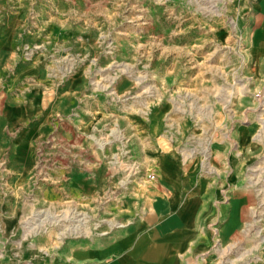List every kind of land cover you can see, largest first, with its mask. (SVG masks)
Listing matches in <instances>:
<instances>
[{
    "label": "rangeland",
    "instance_id": "rangeland-1",
    "mask_svg": "<svg viewBox=\"0 0 264 264\" xmlns=\"http://www.w3.org/2000/svg\"><path fill=\"white\" fill-rule=\"evenodd\" d=\"M3 28L0 260L122 227L163 168L211 199L189 264H264V0H0Z\"/></svg>",
    "mask_w": 264,
    "mask_h": 264
},
{
    "label": "crops",
    "instance_id": "crops-1",
    "mask_svg": "<svg viewBox=\"0 0 264 264\" xmlns=\"http://www.w3.org/2000/svg\"><path fill=\"white\" fill-rule=\"evenodd\" d=\"M11 37V29L3 28V56H10L5 44ZM160 171L158 188L148 183L139 203L132 200L122 227L72 236L61 244L58 239L20 240L18 257L6 256L0 264H189L210 234L211 199L205 187L196 188L193 177Z\"/></svg>",
    "mask_w": 264,
    "mask_h": 264
}]
</instances>
